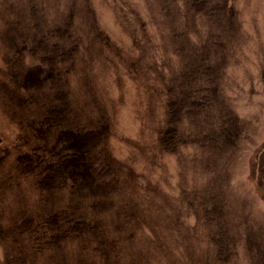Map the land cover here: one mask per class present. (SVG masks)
<instances>
[{
    "label": "clouds",
    "instance_id": "obj_1",
    "mask_svg": "<svg viewBox=\"0 0 264 264\" xmlns=\"http://www.w3.org/2000/svg\"><path fill=\"white\" fill-rule=\"evenodd\" d=\"M0 264H264V0H0Z\"/></svg>",
    "mask_w": 264,
    "mask_h": 264
}]
</instances>
